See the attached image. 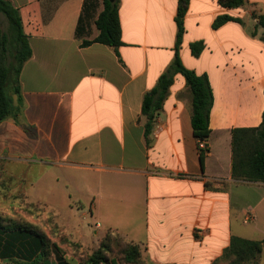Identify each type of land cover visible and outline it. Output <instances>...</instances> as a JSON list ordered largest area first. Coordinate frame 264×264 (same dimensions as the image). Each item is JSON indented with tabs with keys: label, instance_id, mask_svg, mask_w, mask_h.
Listing matches in <instances>:
<instances>
[{
	"label": "crops",
	"instance_id": "crops-1",
	"mask_svg": "<svg viewBox=\"0 0 264 264\" xmlns=\"http://www.w3.org/2000/svg\"><path fill=\"white\" fill-rule=\"evenodd\" d=\"M10 1L32 56L20 76L21 111L0 123L2 192L12 191L15 177L37 176L28 182L35 204H53L64 189L79 204L83 197L96 227L139 245L147 264H213L232 236L264 239V183L232 176V130L263 121L264 27L253 34V14H264V0L232 9L218 0H190L180 57L208 76L214 93L204 165L181 74L150 144L145 136L143 98L173 63L179 0H120L117 50L82 46L99 33L92 22L88 36H76L86 0ZM97 5L94 20L104 9L102 0ZM224 14L242 23L214 29ZM197 41L205 48L196 57L190 44ZM44 183L50 198L40 195Z\"/></svg>",
	"mask_w": 264,
	"mask_h": 264
},
{
	"label": "trees",
	"instance_id": "trees-1",
	"mask_svg": "<svg viewBox=\"0 0 264 264\" xmlns=\"http://www.w3.org/2000/svg\"><path fill=\"white\" fill-rule=\"evenodd\" d=\"M99 0H86L79 18L76 36L83 39L90 33V24L95 23L99 33L93 40H83L82 46L101 43L117 50L123 45L122 29L119 18L120 0H102L103 11L95 19ZM225 8H239L246 0H218ZM190 0H179L175 17L177 37L173 63L164 72L156 86L145 93L142 102V115L146 119L145 136L147 143L155 123L169 95L174 76L181 74L186 79L190 89L192 102V127L198 141L208 140L211 135L210 114L214 106V93L206 74L199 75L188 69L181 57L180 48L186 33L185 16ZM0 123L10 116H16L21 111L23 100L21 94L20 76L24 64L31 58L32 49L29 38L24 32L19 9L10 0H0ZM257 20V28L264 27V14H253ZM229 21L241 22L239 18L224 14L218 16L213 28L218 29ZM205 48L204 41L190 44L191 53L199 56ZM17 97V105L14 97ZM209 148L199 149V158L204 165ZM233 164L232 176L236 180L264 183V114L263 121L256 128H235L232 130ZM110 231L104 235L100 246L83 264H116L110 259L114 247L127 263L137 264L142 260L141 248L137 244L127 242L118 232ZM116 232V231H114ZM120 235V236H119ZM121 243L123 246H121ZM264 248L263 240H249L232 236L230 245L222 256L213 264H258ZM59 247L43 232L31 225L4 217L0 214V261L16 262L18 264H72L60 254ZM55 259V260H54Z\"/></svg>",
	"mask_w": 264,
	"mask_h": 264
},
{
	"label": "rangeland",
	"instance_id": "rangeland-1",
	"mask_svg": "<svg viewBox=\"0 0 264 264\" xmlns=\"http://www.w3.org/2000/svg\"><path fill=\"white\" fill-rule=\"evenodd\" d=\"M0 21L5 22L2 16H0ZM35 178L37 176L11 179L12 191L6 194L1 190L6 189L7 179L0 177V213L43 232L59 247L60 254L67 260L72 264H83L88 256L99 248L103 235L108 231L104 234V228L96 227L95 219L90 214L88 201L83 197H81L82 204H79V200L75 197L70 200L66 189H64L65 193L62 192L63 194L59 192L58 198L56 201L54 200L55 202L53 201V204H35L30 199H34L32 197L34 193L30 192L31 189L28 185V182ZM40 195L44 198L51 197L49 184L44 183ZM80 206L83 207L80 208ZM110 232L113 235L118 234L114 231ZM121 246H123L122 243ZM118 250V247H114L113 252L108 253L110 259H113L116 264H131L124 260ZM6 264L18 263L6 262ZM137 264L147 263L141 260Z\"/></svg>",
	"mask_w": 264,
	"mask_h": 264
},
{
	"label": "built area",
	"instance_id": "built-area-1",
	"mask_svg": "<svg viewBox=\"0 0 264 264\" xmlns=\"http://www.w3.org/2000/svg\"><path fill=\"white\" fill-rule=\"evenodd\" d=\"M204 148H207V141L206 140L198 141V149H204Z\"/></svg>",
	"mask_w": 264,
	"mask_h": 264
},
{
	"label": "water",
	"instance_id": "water-1",
	"mask_svg": "<svg viewBox=\"0 0 264 264\" xmlns=\"http://www.w3.org/2000/svg\"><path fill=\"white\" fill-rule=\"evenodd\" d=\"M110 1H114V0H110Z\"/></svg>",
	"mask_w": 264,
	"mask_h": 264
}]
</instances>
